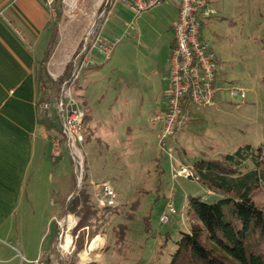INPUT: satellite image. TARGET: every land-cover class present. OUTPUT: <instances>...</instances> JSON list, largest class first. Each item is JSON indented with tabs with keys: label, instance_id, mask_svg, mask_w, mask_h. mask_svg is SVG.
<instances>
[{
	"label": "rangeland",
	"instance_id": "1",
	"mask_svg": "<svg viewBox=\"0 0 264 264\" xmlns=\"http://www.w3.org/2000/svg\"><path fill=\"white\" fill-rule=\"evenodd\" d=\"M218 4L213 6L216 14L224 15L226 19L208 29L210 38L216 41L214 46L218 44L226 52V70L234 78V84L230 86L243 89L245 98L243 101L230 98L228 91L224 89L220 92V100L215 107L201 108V112L197 110L199 107L194 106L191 109L190 118L177 134V145L185 149V159L189 162H194L203 155L218 157L221 154L233 153L246 144L254 148H264V0H220ZM102 6L92 5L91 0H76L71 5L69 0H56L51 11L54 37L49 45L47 37H42L34 46L35 55L39 60L47 50L44 60L45 82L40 84V91L45 93V96L49 95L50 100L55 102L61 95L65 81L74 96L81 95L83 85H88L85 98L90 107H93V118L110 117L113 112L131 116L133 111L140 119L139 122L146 124L149 111L146 104H142V108L139 107L140 94L137 91L141 93L142 90L138 74L150 70L148 48L135 47L134 42L125 45L120 42L127 41L122 36L123 31L130 32L136 22L145 28L146 41H152L153 38L150 39L149 35L158 30L163 34L160 40L162 42L168 30L167 21L175 14L174 4L172 0H163L142 11L143 14L139 15L143 16L144 22L143 19H137L138 15L135 17L123 4L114 5L112 16L103 26L105 34L112 35V41L117 42L110 59H102L101 69L87 79H83L80 71L79 75L71 80L75 70V58L83 47L81 39L90 23L101 22L98 13ZM145 22L148 27L143 25ZM114 35L117 38H114ZM137 60L141 61L138 63ZM120 73L126 80L123 79L119 83ZM124 83L126 90L121 92ZM130 87L135 88L130 90ZM55 115L52 111L51 115L46 117L52 119ZM42 130L44 131L43 127ZM55 137L59 139L60 146H64L60 137ZM128 143L122 147L124 156H118L115 150L104 151L103 144L100 145L98 139H92L82 145L84 162L87 160L84 170L85 184L91 191L89 179L96 182L109 181L118 195L119 213L113 217V222L107 228L110 235L98 234L92 239L85 238L83 247L79 250L75 241V251L69 262L73 260L77 264H86L94 259L101 260L103 264H169L180 231L188 227L187 196L199 195L207 202L218 198V195L209 193L200 182L173 175L172 165L177 167L175 154L173 159L160 155L159 166L157 161L148 158L150 154H159L157 139L148 142L132 137ZM51 146L52 143L49 142L48 149ZM61 148L63 159L59 161L58 166L66 179L73 178V189L70 186L63 190L54 181L50 186L55 193L72 191L73 197L80 191L83 179L76 188L74 163L68 150ZM247 164L252 166L250 160ZM47 165L56 177V165L48 160ZM253 199L258 204H264L262 187L255 191ZM169 202L176 212L171 214L169 223H162L159 218ZM67 203L56 214L58 221L65 220L67 213L75 216L74 212L66 210ZM119 223L125 224L127 228L124 240L116 243L112 227L117 229ZM52 229L54 230V224ZM96 237L101 239V245L94 246L88 252L89 262L82 263V258H86L84 250H88L89 244Z\"/></svg>",
	"mask_w": 264,
	"mask_h": 264
},
{
	"label": "crops",
	"instance_id": "2",
	"mask_svg": "<svg viewBox=\"0 0 264 264\" xmlns=\"http://www.w3.org/2000/svg\"><path fill=\"white\" fill-rule=\"evenodd\" d=\"M47 1L0 0V264H32V260L39 256L44 260H51L56 256V214L64 207L72 191L55 193L50 185L54 181L57 186L60 185V188L66 190L70 186L73 189L74 184L73 178L66 179L61 167L58 166L59 161L63 159V152L57 155L54 161L52 160L55 151L54 142L48 137L39 121L36 107L40 99L36 68L45 52L42 59H37L34 46L42 37H47L49 45L52 28L51 11L56 4V0H52L50 5ZM91 1L92 5L98 7L103 2V0ZM219 1L209 0V3L213 7ZM172 2L175 14L167 21L168 30L162 42L160 40L163 34L158 30H154L153 34L149 35L150 39L153 38L151 42L148 39L146 41L145 28L140 26L139 22H136L130 32L123 31L122 36L127 41L120 43L125 45L134 42L135 47L148 48L150 70L138 74L142 90L140 89L141 93L136 91L140 94L139 107L142 108V104H146L149 113L146 124H141L133 111L131 116L113 112L110 117L100 119L92 117L94 135L92 138L98 139L100 145L103 144L104 151L115 150V154L124 156L122 147L131 142L132 137L148 142L157 139L160 124L153 125L149 118L165 109L170 87L168 59L173 44L171 25L177 16V5L173 0ZM138 18L142 20L143 16L138 15ZM224 19H226L224 15L215 12L200 30L201 38L208 43L217 57V92L214 104L207 106L210 108L218 104L220 92L234 84V78L226 70V52L220 45L214 46L216 41L210 38L211 34L208 30ZM143 25L148 27L146 22ZM103 26L102 37L112 41V35H106ZM114 38L117 37L114 35ZM93 52L95 64L82 70L83 79L97 73L103 66L100 62L102 57L97 52ZM140 61L137 60L138 63ZM123 79L126 80L120 73L118 82H122ZM125 87L126 83L121 92H125ZM87 88L88 85H83L81 96L87 107L92 110L93 107H90L89 101L85 98ZM131 88L135 87H130V90ZM192 108L194 106L189 107V118ZM201 108L206 107H199L197 110L201 112ZM49 142L52 146L48 149ZM181 149L187 157L185 149L183 147ZM158 153L148 155V158L157 161V165L160 164L159 149ZM47 160L56 165L54 168L55 175L58 174L56 177L48 167ZM211 194L216 195L212 192Z\"/></svg>",
	"mask_w": 264,
	"mask_h": 264
},
{
	"label": "built area",
	"instance_id": "3",
	"mask_svg": "<svg viewBox=\"0 0 264 264\" xmlns=\"http://www.w3.org/2000/svg\"><path fill=\"white\" fill-rule=\"evenodd\" d=\"M63 1L68 2V0ZM74 1L76 0H69L70 5ZM162 1L103 0V6L98 13L101 22L98 24L97 21H93L88 25V30L81 39L83 47L75 58V70L71 80H74L80 71L95 64L93 51L97 52L104 60L110 59L116 42L103 38L101 30L103 24L111 16L114 5L121 3L132 13L139 15L142 11ZM173 1L177 5V16L171 25L173 44L168 59L170 87L165 109L154 114L150 118V122L153 125L160 124L157 135L160 154L167 155L171 159H173V154L177 156L175 158L177 167L172 165L173 175L198 181L199 176L193 163L185 159L183 150L177 145V134L189 119V107H207L214 104L217 92V57L209 48L208 43L201 38L200 30L202 25L215 14V9L210 5L209 0ZM47 3L50 5L52 0H48ZM227 91L230 98H239L241 101L245 98L243 89L229 86ZM36 107L39 113L46 116H50L53 111L51 104L45 99H39ZM54 110L60 119L61 131L64 135V146H60L57 137L52 138L55 146L52 160L54 161L55 157L62 152L61 147H65L74 163L73 170L77 175L76 177L82 179L84 164L82 120L84 111L78 100L72 95L67 81L62 85L60 97L54 102ZM89 184L91 185L94 202L99 208L117 205L118 195L109 181L96 182L89 179ZM175 212L172 203H167L165 212L159 218L160 222L169 223L171 214ZM56 222V256L51 260H44L39 256L32 260V264H68L75 251L77 235L72 231L76 226L77 218L67 213L65 220L58 221L56 219ZM84 229L88 231L87 226ZM90 250H92L90 246L88 250H84L87 256ZM82 260V263H86L89 257L82 258Z\"/></svg>",
	"mask_w": 264,
	"mask_h": 264
},
{
	"label": "trees",
	"instance_id": "4",
	"mask_svg": "<svg viewBox=\"0 0 264 264\" xmlns=\"http://www.w3.org/2000/svg\"><path fill=\"white\" fill-rule=\"evenodd\" d=\"M53 37L51 28V39ZM46 54L47 50L36 68V80L40 99L49 101L55 112L54 101L40 91V84L45 82ZM74 97L84 111L83 143H89L94 136L91 125L93 116L82 96ZM38 116L48 137L59 136L63 145L64 135L59 116L56 114L52 119L41 113ZM249 160L252 163L251 167L247 164ZM85 162L81 189L66 206V210L74 212L77 218L73 233L77 235L78 250L82 249L85 238L92 239L98 234L110 235L107 228L113 222V217L119 213L118 205L103 208L96 205L92 192L85 184L84 170L87 167V160ZM193 165L199 176L198 182L207 191L218 195V198L207 202L199 195L187 196L188 227L180 231L169 264H264V204H258L253 199L255 191L260 187L264 190V148L260 146L254 148L246 144L233 153L218 157L203 155L195 160ZM85 226L88 227V231H85ZM126 228L123 223H119L117 229L112 227L116 243L124 240ZM68 264L77 263L72 260ZM86 264L103 263L101 260L93 259Z\"/></svg>",
	"mask_w": 264,
	"mask_h": 264
},
{
	"label": "bare ground",
	"instance_id": "5",
	"mask_svg": "<svg viewBox=\"0 0 264 264\" xmlns=\"http://www.w3.org/2000/svg\"><path fill=\"white\" fill-rule=\"evenodd\" d=\"M101 245V239L99 237L94 238V240L92 241L91 245H90V249L94 248V246H99ZM85 254V257L87 258V253L83 252ZM84 258V257H83Z\"/></svg>",
	"mask_w": 264,
	"mask_h": 264
},
{
	"label": "water",
	"instance_id": "6",
	"mask_svg": "<svg viewBox=\"0 0 264 264\" xmlns=\"http://www.w3.org/2000/svg\"><path fill=\"white\" fill-rule=\"evenodd\" d=\"M80 181L81 179L79 177H76V188L79 187V184H80ZM73 194H71L68 198H67V201L72 197ZM66 201V203H67Z\"/></svg>",
	"mask_w": 264,
	"mask_h": 264
}]
</instances>
